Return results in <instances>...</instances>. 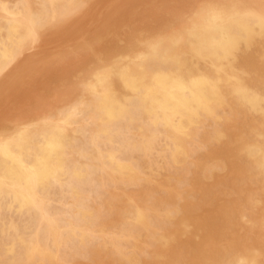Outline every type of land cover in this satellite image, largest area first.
<instances>
[{"label": "bare ground", "instance_id": "1", "mask_svg": "<svg viewBox=\"0 0 264 264\" xmlns=\"http://www.w3.org/2000/svg\"><path fill=\"white\" fill-rule=\"evenodd\" d=\"M86 1L36 0L24 20H16L13 10L14 18L0 25V71L15 63L13 74L21 73L29 63L17 60L20 45ZM107 1L95 0L97 6ZM132 1L121 7L122 15L143 6L144 0ZM168 2L150 18L135 16L137 25L122 39L107 40L81 65L67 67L66 76L63 71L69 89L59 118L45 117L47 122L0 139V264H57L64 232L46 213L57 211L47 204L59 187L67 198H77L75 206L84 212L72 217L81 230L70 228V217L59 219L69 238L68 256L93 260L105 250L118 255L122 243L145 225L146 215L126 202L128 220L117 226L116 213L91 212L92 200L103 204L104 186L116 187L101 182L100 157L117 183L137 181L142 195L160 196L149 207L156 214L152 226L168 230L158 242L172 251L166 257L144 256L146 264H264V0ZM178 44L194 49L193 61L176 60ZM71 125H77L75 131ZM92 126L101 129L95 144ZM70 151L79 155L76 162L64 159ZM153 174L159 184L151 186L146 179ZM83 193L88 196L80 199ZM67 206L60 210L70 213ZM115 225L103 248L81 239L88 238L82 229L98 226L96 233H106L105 226ZM140 258L129 256L124 264H142Z\"/></svg>", "mask_w": 264, "mask_h": 264}, {"label": "rangeland", "instance_id": "2", "mask_svg": "<svg viewBox=\"0 0 264 264\" xmlns=\"http://www.w3.org/2000/svg\"><path fill=\"white\" fill-rule=\"evenodd\" d=\"M20 1L21 0H0V5H3L4 7H6L7 8L6 11H8V12H6V11L0 9V25H2L6 19L14 18L13 10H17V14L15 17L16 20H24V19H26L27 15L29 13L33 12L37 7V3L35 2L36 0H25L26 3L23 4L22 6L20 5ZM168 1L169 0H165V1L158 0V2H157V0H147V1L144 0V2L142 4L143 6H140L139 8H135V7L130 8V11L127 14L122 15L121 14V7L128 5V4H129L128 6L130 7L131 3L133 2L132 0H122L121 2L119 0H108L104 5H101V6H97L95 0H87L81 7L74 10L72 13L71 12L68 14L66 13L65 16L63 17V19L60 20V22L49 23L46 26H44V28L41 27V28L37 29L35 36L32 37L31 39H27L24 43H22L19 47L20 49L16 52L17 57H18L17 60L19 62L29 63L25 67V69L19 74H13V69L15 68L14 66H16V64L12 63L8 68L0 71V75H1L0 76V79H1L0 84H2V85H0L1 86L0 87V116H1L0 117V139L7 138L12 133H14L13 132L14 130L19 129L23 126L33 128V127H35L34 126L35 122H36V124L41 123V122H47V118H45V117L53 116L55 119L59 118V116H60L59 111L62 108V106L65 105V103L67 102V99H68L67 91L69 89V86H68L69 84L67 81H65V77H63V76H66V74L68 72H70L69 70H67V67H68V69L70 68V70H71V69L75 68L76 66L81 65L82 61H84L89 56H92V53L95 51L96 46H98L97 48H99L102 45H105V43L107 44V42L113 38H117L116 40L122 39L124 37L126 30L128 31L131 28H134L133 26L137 25L136 23H138L139 19L141 20L142 18L143 19L144 18H150V16H152V14L154 13V10H155V12H158V13L163 12L164 8H166L168 3H169ZM170 1H174V0H170ZM187 1H191V0H187ZM7 2H8V4H7ZM116 4H118V5H116ZM161 8H163V9H161ZM102 11H103V13H102ZM144 12H146V13H144ZM141 13L144 15L143 17L141 16L142 15ZM137 14L138 15L140 14L141 18ZM99 16H101V17H99ZM135 16L139 19H137ZM91 17L93 18V20ZM100 19H104V20L100 21ZM88 20H90L89 23H88ZM85 23H87V24L85 25ZM72 24H73V26H72ZM77 24H79V25H77ZM81 24H82V27H81ZM69 26H71V27H69ZM78 26H80V27H78ZM76 27H78L79 29ZM73 29H74V31L72 32L71 30H73ZM69 31L71 34L69 33ZM117 32L118 33L121 32L122 34L121 33L118 34ZM69 36L72 38H70ZM176 48L177 49L174 53L176 60H178V61H181L183 59H187V60H191V61L194 60V49H192L191 46H183L182 44H178L176 46ZM87 51L89 52L88 54H87ZM41 56H42V58H41ZM66 57L70 58V59L67 60ZM180 57H181V59H180ZM38 60L39 61L41 60V61L38 62ZM52 60H54V61L51 63ZM72 60H73V62H72ZM75 61H76V63H74ZM64 62H65V64H64ZM77 63H79V64H77ZM46 64H47V66H46ZM51 69H52V71L54 70L52 73H51ZM142 69L144 70V75L147 77L148 76V70H147L146 66L143 65ZM44 70L48 71V72L45 73ZM38 71H39V74H38ZM41 71H43V72H41ZM54 72H55L56 76L58 75L57 77L55 76V74H53ZM63 73H64V75L62 76ZM50 74H52V75H50ZM31 77H33V78H31ZM52 77H53V80H51ZM60 79H62V80H60ZM66 87H68V88H66ZM12 88H15V89H12ZM42 88H44V89H42ZM51 88H54V89H51ZM10 89L12 92L10 91ZM59 89H60V91H59ZM61 89H62V91H61ZM13 90H15V91H13ZM8 91H10V92H8ZM46 92L49 95L46 94ZM62 92H64L65 94H62ZM55 93H58V94H55ZM59 93L61 95H59ZM50 94L53 95V97ZM57 95H59V97ZM51 97L54 100H52ZM46 98H48V99H46ZM56 99L57 100L60 99V100L57 101ZM39 100H41V101H39ZM55 100H56V103H55ZM46 101H47V103H46ZM40 102H41V104H40ZM44 103H46L47 105ZM36 104H37V106H36ZM38 106L39 107L41 106L40 108L42 109V111L40 110V108ZM50 106H52V108ZM46 107H48V108L50 107V108L47 109ZM53 109H54V111H53ZM29 111H32V112H29ZM38 111H41L42 114ZM43 111L46 113H44ZM23 112L26 114H24ZM28 112H29V116H28ZM11 113L13 114L14 117L11 115ZM32 115H33V117H32ZM35 116H36V118H35ZM91 116H93L92 113H91ZM15 118L18 121H16ZM19 118H24L25 120L19 119ZM81 124H85V121H82V123H80V125ZM8 125H10V126H8ZM76 126L77 125H71L69 127V129L71 131H75ZM100 131H101L100 126H97V128L92 126V133L90 134L91 135L90 139L94 144H95V139H96V141L99 140L98 136H99ZM134 134L137 137L141 136V134L136 132V131H134ZM141 137L143 139H145V136H141ZM150 140H152V139L149 138L148 141H150ZM160 143H162L161 140H160ZM164 144H165V142H164ZM160 149L157 150V153H156V155H159L158 156V162L159 163H161L163 161V155L165 152V151H162L163 150L162 148H160ZM78 157H79V155L73 151H70L64 155V159L72 160L73 162H76ZM100 162H101V165H100L99 177H100L101 182L104 184H107L108 181H112V183L116 184L117 189L115 186L114 187L104 186L105 187V188H103V190L105 192L104 193L105 194L104 202H103V204L99 203V202H97V204H95L96 202L92 200L91 201V207H92L91 209L93 211L91 210V212L92 213L96 212L95 214H98V215H103L106 212H109L110 214L116 213L117 218H118L117 226L118 225H124V223L128 220L127 217L124 216L127 214L126 213L127 209H126L125 203L131 202L132 204H134L136 206L137 209H140V210H142L141 212H144V214L146 215V223L147 224L145 223V225L141 227L142 231L140 230V228L137 229L136 231H134L130 235V237L124 243H122V245L118 249V255L117 256H115V253H113V252L111 253V252L105 250V251L99 252V254H98L99 256L96 257L97 259L94 258L93 260H91L89 258H83L82 259V258H77V257H74L75 259L74 258L72 259L68 256V254H69L68 253L69 252L68 247L69 246L65 247L66 245H69V243L67 244V242H69V240H68L69 238L67 235H65V233H66L65 228L59 226L60 225L59 222L62 218L70 217V218H68V220L70 222V228L81 230V228L76 227V224L73 221L72 217H75V216L77 217V216H79V214H81V216H82V214H84V212L80 213L78 208L75 206V202H76L77 198L76 199L67 198L68 197V195H66L67 193L61 187H59L58 189L56 188L54 190V195H55L53 198L54 200L53 201L50 200V203L47 204V207H49L51 205V203H54V205H51V207L55 206L57 208V211L51 212L50 208H48L49 210L46 213L47 214L46 217L52 221L54 228H57L60 231L63 230V232H64V235H62V237H61V244H60V248H62V251H61V249H59V251H60L59 256L60 257L57 261V264H118V263L124 264V260L127 257L132 256V255H137V256L141 257L140 259L142 261V264H146L147 260H146V257H144V256H147V255L151 256V255H156V254L162 255L163 257L168 256L172 251L171 247L168 245H163L161 243L159 244V242H158L160 236L162 237V236L168 234V230L167 229H159L158 227L152 226L153 225L152 223L154 220V217L152 218V216H156V214L154 215L153 214L154 211L149 208V207H151V204L157 205L158 200L160 199V196L157 195V197L156 196L155 197H152V196L148 197L146 195L145 196L142 195V193L139 190V186H138L137 181H136V183L130 182V183H128L129 185L117 183V182H119V179H116L113 170L109 166H106L104 164V161L101 157H100ZM156 178H157V174H153L151 177H148L146 180L148 181L149 185L154 186V184L155 185L159 184V180H158V178L157 179ZM133 185H134V187H132ZM136 186H137V188H136ZM109 188H111V189H109ZM124 189H126L127 191ZM134 189H135V191H134ZM187 189L191 192L193 190V187L190 186ZM87 196H88L87 193H83L81 195L82 198H80V199H85V198H87ZM122 196H123V199L121 198ZM142 196H144V197H142ZM107 197H108V199H107ZM60 198H62V199H60ZM148 198H151L150 202H149ZM139 199H141V201ZM64 201H65V203H64ZM66 206L68 207V209H71L70 213L65 212L64 209L60 210L61 208L66 207ZM74 213H76L77 215L74 216ZM120 215H121V217H120ZM24 216L26 218H28V215H24ZM115 227H116V225L112 226V227L105 226V231L107 234L101 233V232L96 233V231L99 228L98 226L89 228L87 230L82 229V232H81L82 235L85 236V232H86V234L88 235V238L83 237L81 239L82 240L88 239L90 241H95V244L97 247L103 248L106 246V242H105L106 238L108 237V235L110 233H112L114 231ZM171 230H173V227L170 228L169 232ZM97 235H100L102 237V239H97ZM97 240H98V242H97ZM131 241H133L135 243L134 246L130 245ZM154 242L156 243L155 246H154ZM151 243H153L152 244L153 246H151ZM141 248H142V250H141ZM129 252H131V253H129ZM100 253H102L103 256H101ZM109 253H110V255H109ZM61 254H62V256H61ZM66 254H67V256H66ZM113 256H115V258ZM103 258H105V259H103ZM115 259L117 262L115 261ZM67 260H68V262L66 263ZM83 260H84V262H83ZM120 262H122V263H120ZM137 264H141V262L139 261Z\"/></svg>", "mask_w": 264, "mask_h": 264}]
</instances>
